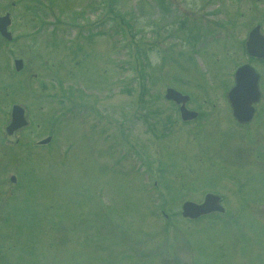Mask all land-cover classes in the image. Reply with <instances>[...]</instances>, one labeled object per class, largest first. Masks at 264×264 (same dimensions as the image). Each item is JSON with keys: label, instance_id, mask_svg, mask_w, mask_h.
Wrapping results in <instances>:
<instances>
[{"label": "rangeland", "instance_id": "374dc122", "mask_svg": "<svg viewBox=\"0 0 264 264\" xmlns=\"http://www.w3.org/2000/svg\"><path fill=\"white\" fill-rule=\"evenodd\" d=\"M7 11L17 38H0V57L22 56L39 93L15 96L35 123L31 147H14L29 155L24 188L0 197V264H264V123L235 128L223 97L264 0H0ZM168 87L205 118L183 123ZM4 171L0 190H14ZM208 192L224 213L182 216Z\"/></svg>", "mask_w": 264, "mask_h": 264}, {"label": "flooded vegetation", "instance_id": "af4514ba", "mask_svg": "<svg viewBox=\"0 0 264 264\" xmlns=\"http://www.w3.org/2000/svg\"><path fill=\"white\" fill-rule=\"evenodd\" d=\"M12 20L13 19H11V23L8 26V31L10 33V38H5L0 33V38L4 41V43L5 42L6 43H11L17 38L14 35L13 29L11 28L12 27ZM257 27H258L257 34H258V37H259L258 42L261 45L260 47H263V44H264V26L260 22V23L257 24ZM249 32H250V30H248L246 32V34H247L246 38L248 37ZM5 47H8V46L5 45L3 48H5ZM3 48H0V51ZM247 55H248V59H247V61L245 63H250L254 67L256 66L258 68H260V65H264V56H253V55H249V54H247ZM5 58L6 59H3V57H0V59H1L0 61L4 60V61H6V63L10 61V63H9L10 65L7 66V72H5V75L1 74L2 77H0V172L3 173L4 170L6 171V168L7 169L8 168L13 169L15 172L11 173L8 179H9V181L12 184H15V185L17 184V186L15 187L14 190H10V191H7V192L5 190H0V197L4 198L6 200V201L4 200L5 203H6L7 202L6 194L8 192H9L10 195L14 196V198H15V197H17L18 193H20L22 191L21 189L24 188L23 183H24V177L26 176V174H25V172L23 170V162L25 161L24 157L25 156L29 157V155L26 154L25 156H22L23 153L21 154V152L16 151V149L14 147L23 146L24 144H26V146H25L26 149H29L31 147L30 146L31 143L29 141L25 142V143L22 142V134H23L22 132L26 131V130H28L30 128H34V123H35V119L33 118L34 113H31L28 110L27 106L24 105V103L22 101L23 98H21V96L19 94H18L19 95L18 99H15V96H16V94H17V92L19 90L24 92V90L26 89V91L28 93H34V92L39 93V89L37 87H35L34 85L31 86L30 89H28L27 86H29V84H28L29 83L28 82L29 79L28 78L22 79L23 78L22 77V71L27 69L26 63L24 64L25 60H24V58L22 56L11 55V57L9 59H7V57H5ZM18 60H20V61H18ZM29 74H31V76H33V78L39 79V77H38L39 74L37 72L33 71V72H30ZM259 77L261 78L260 73H259ZM260 78H259V81H260ZM55 80H56L55 77H51L49 81L55 82ZM36 85H38V84H36ZM43 85H45V83ZM262 100H263V98H262V94H261L260 100L254 105L255 106V112H254L253 117L250 118L249 120L245 121V122H241V121L237 120L233 116L232 109H231L230 104L228 102L227 104H228V106L230 108L229 111H230V115H231V119H230L231 124L235 128L240 127L241 130H243L245 127H248L249 124H251L250 125V127H251L252 124L255 121H259V117H262V119L259 122H261V124L264 123V111H261V114H262L261 116H257L258 110L256 109L257 105ZM170 102H172V105H174L177 108L176 111H178L177 113H179V116L181 118L180 108H181L182 104H178V103H175L173 101H170ZM194 102H195L194 96H192L185 103V107L190 109V110L197 111L198 114H197V116H195L194 118L189 119V120H183L181 118V120L185 124H190L194 120L200 119L201 117H202V119L205 118V117H203V115L205 114V111L203 109H200L196 105L193 106L192 103H194ZM16 106L18 107L17 113L20 114L21 117L18 120V122H17L18 124L17 125H14V124L12 125V120H13L12 114L14 112L13 109ZM209 118H210V116H208V119ZM169 120H171V118H169L166 121L167 124H168ZM174 121H176V120H174ZM208 122H213L212 118L209 119ZM240 128H239V130H240ZM249 128H247V129H249ZM3 129H4V132H5L6 136L13 137L14 141H9V143L6 142V145L3 144V138H2V136L4 135L3 134ZM251 129H249V130H251ZM52 134H53V132H50V134L48 135V136H50L51 140L53 138ZM244 134H246V133H244V131L243 132L241 131V132H239V134H237V137H236V142L235 143L238 146H237V149H234V150H236L238 154H240L241 151H242V148H241L240 145H242V137L245 136ZM252 136H253V140L254 141L256 139H259V135H257V134H252ZM44 138L38 140L37 144H39V145H47V144H49L51 142V140L46 142V143L41 142V140H43ZM231 138H232V131L229 133V135H228V137L226 139V142L228 143V146L231 147V149H233L232 148V144H234V143H232V142L230 143ZM4 156H6V157L10 156L8 158V164H1L2 163V158H4ZM262 160H264V157L262 158ZM1 209L2 208L0 207V210ZM2 212H5V211H3V209H2ZM37 240H38V238H37ZM4 241L5 240H3L1 242V244H0V254L2 253V250H3L1 248H4V245H5ZM9 247L13 248L15 246L12 245V246H9ZM0 258H4V257H0ZM11 261L12 260H9V263Z\"/></svg>", "mask_w": 264, "mask_h": 264}, {"label": "water", "instance_id": "95a60500", "mask_svg": "<svg viewBox=\"0 0 264 264\" xmlns=\"http://www.w3.org/2000/svg\"><path fill=\"white\" fill-rule=\"evenodd\" d=\"M10 23L9 15L0 16V31L1 33L10 38V33L7 31V26ZM258 28L255 27L249 35L247 42V51L251 55L264 56V44L263 47L258 42ZM259 76L255 72V69L249 65L244 64L240 66L235 72V84L228 91L229 101L233 108L234 116L239 121H247L253 116L254 108L252 104L257 102L260 97V91L258 86ZM166 97L173 99L177 102H185L188 96L183 95L181 92L174 88H167ZM18 107L14 108L12 125H17L21 115L17 113ZM182 117L184 119L193 118L196 113L189 111L186 108H181ZM49 137L43 140V142L49 141ZM220 196L212 193H208L204 201L200 204L185 201L182 206V215L191 218H198L201 215L208 214L212 211H224V207L219 202Z\"/></svg>", "mask_w": 264, "mask_h": 264}, {"label": "trees", "instance_id": "16d2710c", "mask_svg": "<svg viewBox=\"0 0 264 264\" xmlns=\"http://www.w3.org/2000/svg\"><path fill=\"white\" fill-rule=\"evenodd\" d=\"M162 1H160V4H161Z\"/></svg>", "mask_w": 264, "mask_h": 264}, {"label": "bare ground", "instance_id": "6f19581e", "mask_svg": "<svg viewBox=\"0 0 264 264\" xmlns=\"http://www.w3.org/2000/svg\"><path fill=\"white\" fill-rule=\"evenodd\" d=\"M166 122V121H165Z\"/></svg>", "mask_w": 264, "mask_h": 264}]
</instances>
